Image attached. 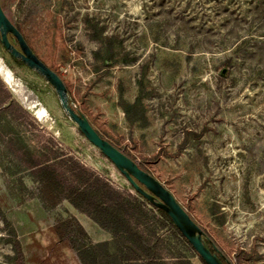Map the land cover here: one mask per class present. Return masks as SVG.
Returning a JSON list of instances; mask_svg holds the SVG:
<instances>
[{
	"label": "rangeland",
	"instance_id": "obj_1",
	"mask_svg": "<svg viewBox=\"0 0 264 264\" xmlns=\"http://www.w3.org/2000/svg\"><path fill=\"white\" fill-rule=\"evenodd\" d=\"M1 6L72 106L173 195L229 264H264V0ZM0 64L14 78L0 76V264H13L15 239L24 264H83L81 246L97 264H119L122 252L132 264H146L147 252L164 264H201L79 132L43 77L1 47ZM46 160L66 193L99 188L106 203H124V224L141 244L94 222V199L80 208L45 202L35 166ZM65 220L85 236L64 233Z\"/></svg>",
	"mask_w": 264,
	"mask_h": 264
},
{
	"label": "water",
	"instance_id": "obj_2",
	"mask_svg": "<svg viewBox=\"0 0 264 264\" xmlns=\"http://www.w3.org/2000/svg\"><path fill=\"white\" fill-rule=\"evenodd\" d=\"M9 34L14 38L17 47L9 41ZM0 43L13 58L20 60L53 87L63 111L77 126L79 132L116 167L138 195L168 215L176 229L205 264H226L219 259L216 252L213 253L206 246L204 232L173 195L151 174L141 169L136 162L104 139L88 119L72 106L62 79L33 53L21 32L3 11L1 4Z\"/></svg>",
	"mask_w": 264,
	"mask_h": 264
},
{
	"label": "trees",
	"instance_id": "obj_3",
	"mask_svg": "<svg viewBox=\"0 0 264 264\" xmlns=\"http://www.w3.org/2000/svg\"><path fill=\"white\" fill-rule=\"evenodd\" d=\"M0 4H1V0H0ZM16 28L19 30L17 26ZM8 39L11 43H13L17 47V44L14 38L10 34L8 35ZM0 47L4 50V52L9 56L10 60L15 65L20 66V67L25 66L20 60L13 58L9 54V52L3 48L1 43H0ZM128 157L132 159L134 162H136L130 156ZM137 165L141 169L146 171L145 168H143L140 164L137 163ZM35 170H36L35 171L36 180L40 184L41 191L43 194V200L45 202H48L51 206H55L56 204L61 202L62 199H66L75 208H80L81 203L83 202L88 203V202H91L92 199H94V201L91 202L90 204L92 208L91 218L94 220V222H96L100 227H103V228L114 226V230H113L114 236H117V232L123 229L125 234H127L130 239L132 238L131 240H135L139 242V244H141L140 240H141L142 235L140 234V232L137 230L133 231L131 228H128L124 224V222L126 221L124 212H126L127 210L124 203H121V202H116L113 204L106 203L100 197H97L98 193L100 192L99 188H96V190H94L93 187H81V185H78V186H74L70 188L69 192L66 193L65 185H64L61 175L57 173L56 169L54 168L53 163H50L49 160L38 163L35 166ZM103 185L107 186L106 183H103ZM130 188L134 190L132 187ZM138 196L142 198L140 195ZM142 199H143L142 202L150 204L144 198ZM140 205H138L139 210L141 207ZM154 209L157 212H159V214L168 222L175 236L184 244V246L195 254V256L198 258L201 264H205L200 259V257L194 252V250L192 249L190 244L187 242V240L176 229V227L173 225L168 215L161 209H158L156 207H154ZM61 225H62L61 230H63V232L66 234H68L69 232L77 231L81 236H85V233L82 227L79 225L74 226L73 222H71L70 220L63 221ZM74 227L75 229H73ZM59 229L60 228L57 226L56 232L59 234L60 237H63V233ZM204 242L206 246L213 253L214 252L217 253V256L219 257L221 261L225 262L226 264H229L228 261L225 259V257L217 250L216 246L211 240L204 238ZM13 246H14L13 264H24L23 254H22L20 244L17 241V239L14 240ZM77 250L80 253V260L82 261L83 264H97V256L94 255L91 248L81 246L80 249L77 248ZM126 254L127 252L121 253L119 264H132L131 259L128 258ZM145 258L147 260L146 264H164L163 261H157L149 252L145 253Z\"/></svg>",
	"mask_w": 264,
	"mask_h": 264
},
{
	"label": "bare ground",
	"instance_id": "obj_4",
	"mask_svg": "<svg viewBox=\"0 0 264 264\" xmlns=\"http://www.w3.org/2000/svg\"><path fill=\"white\" fill-rule=\"evenodd\" d=\"M0 76L2 77L3 81L8 85H13L14 78L10 70L0 64ZM35 115L38 119H44L46 117V112L40 108L35 112Z\"/></svg>",
	"mask_w": 264,
	"mask_h": 264
}]
</instances>
